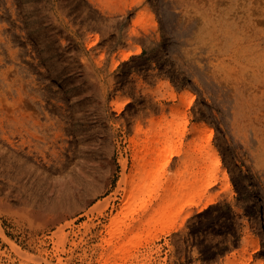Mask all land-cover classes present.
<instances>
[{
	"label": "rangeland",
	"instance_id": "obj_1",
	"mask_svg": "<svg viewBox=\"0 0 264 264\" xmlns=\"http://www.w3.org/2000/svg\"><path fill=\"white\" fill-rule=\"evenodd\" d=\"M0 229V264H264V0H0Z\"/></svg>",
	"mask_w": 264,
	"mask_h": 264
},
{
	"label": "bare ground",
	"instance_id": "obj_2",
	"mask_svg": "<svg viewBox=\"0 0 264 264\" xmlns=\"http://www.w3.org/2000/svg\"><path fill=\"white\" fill-rule=\"evenodd\" d=\"M130 53L131 52H125V54H124V57L125 58H127V57H129V55H130ZM168 134V133H167ZM165 149L167 150V156H168V159H170L171 157H172V155H173V150L171 149V147L170 146H168V145H166L165 146ZM137 155V154H136ZM126 162V161H125ZM127 177V176H126ZM212 183V182H211ZM216 199V197L215 196H212V197H210V200L211 201H214ZM258 220H259V225L260 226H262V224H263V222H262V218H261V216L260 215H258ZM165 226L164 227H169L170 226V223H165L164 224ZM1 230V229H0ZM2 231H3V229H2ZM0 234H2L4 237H6V235L2 232V233H0ZM19 248L20 247H16V249H18L19 250Z\"/></svg>",
	"mask_w": 264,
	"mask_h": 264
}]
</instances>
